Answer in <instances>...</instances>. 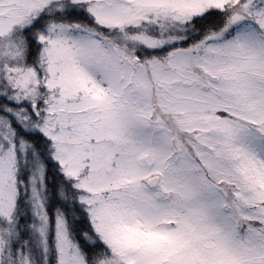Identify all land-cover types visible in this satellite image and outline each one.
I'll list each match as a JSON object with an SVG mask.
<instances>
[{
	"label": "snow or ice",
	"instance_id": "1",
	"mask_svg": "<svg viewBox=\"0 0 264 264\" xmlns=\"http://www.w3.org/2000/svg\"><path fill=\"white\" fill-rule=\"evenodd\" d=\"M0 264H264V0H0Z\"/></svg>",
	"mask_w": 264,
	"mask_h": 264
}]
</instances>
